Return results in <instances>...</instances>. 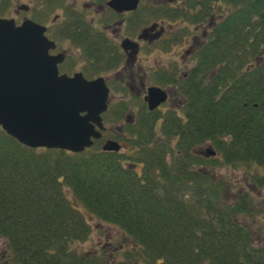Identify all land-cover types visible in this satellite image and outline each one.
Returning <instances> with one entry per match:
<instances>
[{"label":"trees","instance_id":"trees-1","mask_svg":"<svg viewBox=\"0 0 264 264\" xmlns=\"http://www.w3.org/2000/svg\"><path fill=\"white\" fill-rule=\"evenodd\" d=\"M184 7L206 32L186 66L181 113L145 115L131 163L99 144L78 153L27 147L0 127V238L11 262L262 264L260 244L238 220L252 201L240 193L226 203L208 168H243L264 187V0ZM206 143L220 160L196 153ZM91 219L130 243L81 251Z\"/></svg>","mask_w":264,"mask_h":264},{"label":"flooded vegetation","instance_id":"flooded-vegetation-1","mask_svg":"<svg viewBox=\"0 0 264 264\" xmlns=\"http://www.w3.org/2000/svg\"><path fill=\"white\" fill-rule=\"evenodd\" d=\"M29 1L30 4L16 5L15 0H0V17L13 18L16 24L31 19L44 26L46 35L54 42L50 54L63 55L62 61L58 64L59 74L72 77L80 73L88 80L103 77L108 86V81L113 77L121 85L127 84L128 91L134 96L141 97L135 99L139 102L138 109L127 112L125 108H120L114 112L116 120L124 118L127 127H134L135 130L142 128L140 120L151 113L146 99L148 89L153 86L149 84L151 76L156 80L161 79V84L166 88H172L170 94L169 90L159 86L165 91L168 104L169 99L174 98V95L182 96L186 66L190 64V55L199 44L200 35L195 32H200L202 35L206 32L205 25L197 22V18L185 16L192 13L191 9L184 7L185 0H138L136 9L121 12L110 8L107 5L109 0ZM70 4L73 6L69 7ZM47 7L51 12H55L47 23L32 17V15H40L37 14L38 9ZM208 19L210 24L214 20V14ZM117 21H120L119 26L116 25ZM188 31L190 33H185ZM68 42L78 48L76 53L71 54L70 50L62 47ZM185 43H188V46L184 50ZM154 44H162L168 49L169 56L176 57L165 59L168 65L162 64L160 68L154 66L158 61L155 57L149 56L153 52ZM143 58L145 63L142 62ZM123 88L126 89V86ZM112 99H109V108L115 104L112 103ZM182 102L180 100L178 106ZM162 105L156 110L160 111ZM168 110L178 111L173 107ZM128 113H133V116L128 117ZM101 133V137L93 142V147L97 144L101 147L105 139H111L117 141L122 149L123 145L119 140L126 139L122 127L117 132L114 128L104 125ZM259 244L262 248L261 261L264 264V238Z\"/></svg>","mask_w":264,"mask_h":264},{"label":"water","instance_id":"water-1","mask_svg":"<svg viewBox=\"0 0 264 264\" xmlns=\"http://www.w3.org/2000/svg\"><path fill=\"white\" fill-rule=\"evenodd\" d=\"M138 0H109L116 10H134ZM46 28L31 19L16 24L0 17V127L31 148L82 152L98 139L101 114L107 109L109 89L102 77L87 80L82 74H59L63 55H51L54 42ZM148 107L166 100L158 87L148 89ZM116 141L102 149L118 151ZM208 156L215 154L207 149Z\"/></svg>","mask_w":264,"mask_h":264},{"label":"rangeland","instance_id":"rangeland-1","mask_svg":"<svg viewBox=\"0 0 264 264\" xmlns=\"http://www.w3.org/2000/svg\"><path fill=\"white\" fill-rule=\"evenodd\" d=\"M17 1V2H16ZM16 5L21 4H30L29 0H15ZM73 6L70 4L69 7ZM158 6V5H157ZM33 7L35 5L33 4ZM8 8V7H7ZM7 10V9H6ZM24 12V11H22ZM22 15H25V13H21ZM31 14V13H29ZM28 14V15H29ZM37 14L40 15H32V17L36 20L41 19L42 23H47L49 20H51L55 14V12H51V10L47 8H40L37 10ZM107 14V13H105ZM109 14V12H108ZM10 15H13L10 13ZM31 16V15H30ZM40 21V20H39ZM167 21V20H166ZM118 22V24H117ZM116 25L119 26V22L117 21ZM166 23V22H165ZM115 25V28L117 26ZM197 34L200 35L199 32ZM189 38H191V34H189ZM188 43L184 44V50L187 49ZM62 47L67 48L71 51V54L76 53L78 48L75 46H71V44L68 42L67 44H63ZM172 50V49H171ZM149 54V53H148ZM144 56H146L144 54ZM149 56L155 57L158 61V64L154 66H160L163 64L165 66L167 63L165 61L169 60L171 58H174L176 56L168 55V49H165L162 44H154L153 45V52ZM187 56V54H186ZM143 57V56H142ZM143 63H145V60L143 58ZM168 65V64H167ZM111 78V77H109ZM109 87L111 88V97L113 104L110 107V110L104 115L103 120L105 125H107L109 128H114L115 131H119V129L122 127L125 134L126 139H120L119 141L122 143L123 147L121 149V152L119 153L120 156H123V162L124 164H127L131 162V160H128V157L133 154L135 155L137 152V147L134 144V135L130 134L129 127L126 126V122L124 123V118H119L116 120V116L114 112L116 109H122L125 108V110L132 111L139 108V102H136L135 99H141V97L134 96L132 92L128 91V85L124 84L126 86V89L123 84L121 85L115 78H111L109 81ZM149 84L152 85H158L169 92L172 90V88H166L164 85L161 84V79L156 80L154 76H151L149 79ZM115 90H118L115 92ZM115 92V95H114ZM171 94V92H170ZM182 100L179 95L175 96L174 98L171 97L169 99V104H172V106H169V104L166 102L160 107V114H164L166 111H168L169 108L173 107L176 110L180 111V104L178 106V103ZM128 117H132L133 113H128ZM121 126V127H120ZM107 137L109 138V135L107 134ZM106 137V138H107ZM207 149H213L210 144L206 143L202 146L201 149L196 150L198 154L205 158H213L220 160L219 155L216 153L213 156H208ZM167 156H172V153L168 152ZM221 162V161H218ZM139 168V165H137ZM208 170L213 173L216 178L220 179L224 183V190L222 193V198L226 203H232L240 193H247L248 197L250 198L251 205L248 208V211L244 215H240L238 217L239 222L245 226L246 229L250 231L251 237L254 239V243L257 244L262 241L264 238V187H258L250 183V180L246 174V170L241 169H234L231 167H227L220 163L215 168H208ZM90 224L92 226V231L89 237L84 241L78 243L77 247L81 251H93L97 249H101L106 247V250L110 252H116L122 247V244H129L130 240L127 239L120 231L117 230L116 227L112 225H108L106 223H99L93 219L89 220ZM113 259L117 258V253L115 256H113ZM0 264H15L14 261L11 262L9 258V252H8V246L5 243V241L0 238Z\"/></svg>","mask_w":264,"mask_h":264}]
</instances>
